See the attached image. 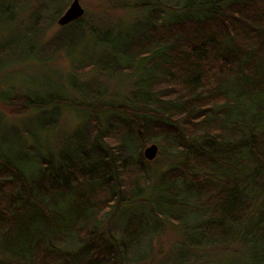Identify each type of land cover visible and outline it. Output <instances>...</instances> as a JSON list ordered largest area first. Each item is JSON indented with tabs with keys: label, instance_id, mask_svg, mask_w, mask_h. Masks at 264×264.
Wrapping results in <instances>:
<instances>
[{
	"label": "trees",
	"instance_id": "obj_1",
	"mask_svg": "<svg viewBox=\"0 0 264 264\" xmlns=\"http://www.w3.org/2000/svg\"><path fill=\"white\" fill-rule=\"evenodd\" d=\"M142 5L143 34L119 45L104 33L114 53L96 64L145 69L136 96L144 108L94 99L77 104L84 122L63 135L60 150L49 141L38 153L1 150L0 264H122L116 238L100 231L102 216L143 200L144 149L155 142L175 161L162 174L159 202L206 211V234L235 237L247 249L243 262L232 264H264V202L251 224L238 228L264 195V0ZM15 42L1 38L0 56L9 59L0 58V68L16 61ZM51 79L23 80V92L0 89V101L16 113L41 112L40 128L52 133L74 103ZM146 220L145 213L127 218L130 238Z\"/></svg>",
	"mask_w": 264,
	"mask_h": 264
},
{
	"label": "rangeland",
	"instance_id": "obj_2",
	"mask_svg": "<svg viewBox=\"0 0 264 264\" xmlns=\"http://www.w3.org/2000/svg\"><path fill=\"white\" fill-rule=\"evenodd\" d=\"M160 1L163 4L178 2ZM71 2L72 0H0V37H16L15 46L12 45L15 47L16 61L13 66L0 68V89L13 88L16 92H23L24 82L21 81L35 78L36 82L31 81V84L37 85L44 83L47 76L51 75V87L57 84L67 95V102L74 103L70 109L66 108L50 133L40 128L38 118H41V112L16 113L0 101V152L7 147L16 149L21 146L23 150L38 153L48 141L50 145L53 144L54 150H60L63 135L70 134L84 122L82 113H75V109L79 107L77 104L86 106L94 99L119 100L127 101L130 106L144 108V100L136 96L140 93L139 81L142 73L146 72L145 69L142 68L136 74L134 63L127 70L120 65L103 69L102 65L96 64L101 58L109 61L114 53L109 50L110 43L104 40V33L109 32L107 37L114 38L119 45H124L133 36L143 34L144 23L148 18L142 0H80L85 14L78 19L77 24L61 25L58 19ZM162 7L172 13L177 10L167 5ZM162 14L164 15V10L161 11L160 19ZM26 52L33 55L32 59H28ZM24 53L26 55L21 56ZM0 58L2 63L9 59L4 54ZM11 73H14L16 80L12 78L8 81L5 78L4 84L2 78ZM150 144L152 143L148 145ZM158 146L160 149L156 158L147 159V176L140 179L141 185L146 187L141 195L143 200L137 204L112 208L105 212L102 223L100 222V231L116 238L123 257L122 264L243 262V254L247 249L235 237H230L234 241L227 239L225 242L206 234L205 226H201L206 224V211L196 213L195 210L159 202L162 195L166 194L161 183L162 174L175 161L171 159L172 154H167L165 148L161 149L159 144ZM263 196L260 195L255 201L252 213L238 227L240 230L256 218L264 202ZM191 199L190 202L194 203L195 198ZM133 213H145L148 219L137 239L130 238L125 229L127 218ZM194 233L197 235H193ZM240 254L244 258L235 257Z\"/></svg>",
	"mask_w": 264,
	"mask_h": 264
},
{
	"label": "water",
	"instance_id": "obj_3",
	"mask_svg": "<svg viewBox=\"0 0 264 264\" xmlns=\"http://www.w3.org/2000/svg\"><path fill=\"white\" fill-rule=\"evenodd\" d=\"M85 14V8L82 6L80 0H72L69 7L59 17L58 22L61 25H67L75 20L80 19ZM159 146L157 143H152L144 149V156L148 160L156 158Z\"/></svg>",
	"mask_w": 264,
	"mask_h": 264
}]
</instances>
